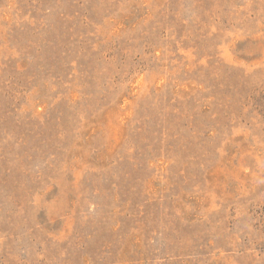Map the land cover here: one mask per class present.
<instances>
[{"label":"rangeland","instance_id":"1","mask_svg":"<svg viewBox=\"0 0 264 264\" xmlns=\"http://www.w3.org/2000/svg\"><path fill=\"white\" fill-rule=\"evenodd\" d=\"M0 264H264V0H0Z\"/></svg>","mask_w":264,"mask_h":264}]
</instances>
